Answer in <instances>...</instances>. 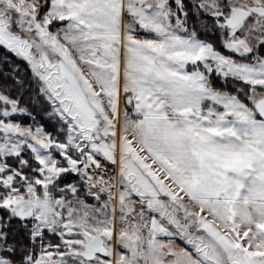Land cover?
<instances>
[{
    "label": "snow or ice",
    "instance_id": "6c2138e0",
    "mask_svg": "<svg viewBox=\"0 0 264 264\" xmlns=\"http://www.w3.org/2000/svg\"><path fill=\"white\" fill-rule=\"evenodd\" d=\"M0 264H264V0H0Z\"/></svg>",
    "mask_w": 264,
    "mask_h": 264
}]
</instances>
